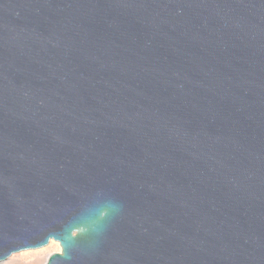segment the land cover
Listing matches in <instances>:
<instances>
[{"label":"water","instance_id":"obj_1","mask_svg":"<svg viewBox=\"0 0 264 264\" xmlns=\"http://www.w3.org/2000/svg\"><path fill=\"white\" fill-rule=\"evenodd\" d=\"M264 264V0H0V263Z\"/></svg>","mask_w":264,"mask_h":264},{"label":"rangeland","instance_id":"obj_2","mask_svg":"<svg viewBox=\"0 0 264 264\" xmlns=\"http://www.w3.org/2000/svg\"><path fill=\"white\" fill-rule=\"evenodd\" d=\"M52 240L41 248L26 249L13 253L7 260L0 264H45L50 254L61 251V246L58 247L57 243H55L58 241L53 240L55 242H52Z\"/></svg>","mask_w":264,"mask_h":264},{"label":"bare ground","instance_id":"obj_3","mask_svg":"<svg viewBox=\"0 0 264 264\" xmlns=\"http://www.w3.org/2000/svg\"><path fill=\"white\" fill-rule=\"evenodd\" d=\"M52 242H55V241H53V240H52ZM55 243H57V246H58V247H60V245H59V243H58V242H55Z\"/></svg>","mask_w":264,"mask_h":264}]
</instances>
